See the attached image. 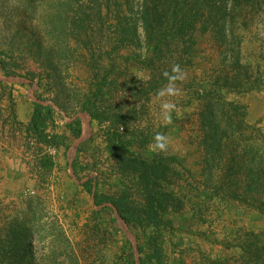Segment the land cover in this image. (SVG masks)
<instances>
[{"label":"trees","instance_id":"obj_1","mask_svg":"<svg viewBox=\"0 0 264 264\" xmlns=\"http://www.w3.org/2000/svg\"><path fill=\"white\" fill-rule=\"evenodd\" d=\"M43 4L37 7V3ZM20 21L17 35L26 38L32 24L38 27L25 46L36 56L45 74L44 88L50 99L34 91L29 121L24 129L26 146L37 149V166L50 171L51 155L42 145L58 149L63 135L50 133L57 107L68 112L73 102L98 125L95 136L116 175L114 193H101L96 178L88 177L83 188L90 194L93 214L117 212L136 240L138 264H168L166 247L172 252L182 244L174 217L184 209L178 182L187 171L179 158L152 150L150 132L144 125L147 104L169 84L165 72L172 74L179 65L185 72L194 66L197 34L210 35L217 51L203 89L196 91L200 130V156L197 164L208 196L225 203H236L264 217V132L250 125L247 107L239 96L264 93L262 55L253 61L244 58L237 29L250 28L264 0H19ZM41 9V10H40ZM31 35V33H30ZM29 35V36H30ZM253 55V53H251ZM64 64L67 67L63 68ZM74 64L87 69V87L67 92L62 76ZM4 77L16 76L0 59ZM145 73L146 77L139 74ZM37 74L30 72V84ZM176 82V81H175ZM20 85L25 83L19 82ZM0 85H7L0 80ZM233 99H232V98ZM66 128L74 139L82 135V122L72 113ZM95 138L80 143L83 145ZM94 146V145H93ZM96 160L95 163L96 164ZM72 170L78 178L77 159ZM35 221L15 217L4 227L0 241V264H78L75 253L61 254L53 247L42 258L33 247ZM54 243V242H53ZM236 264H264V241L260 235L244 231L238 243ZM131 247V244H130ZM126 255V251H122ZM64 257L61 263L58 256ZM118 264H135L131 250Z\"/></svg>","mask_w":264,"mask_h":264},{"label":"rangeland","instance_id":"obj_2","mask_svg":"<svg viewBox=\"0 0 264 264\" xmlns=\"http://www.w3.org/2000/svg\"><path fill=\"white\" fill-rule=\"evenodd\" d=\"M42 5L38 2L36 6ZM21 7L19 0H0V59L5 60L16 75L6 78L0 72V80L7 84L0 85V241L4 240L3 231L8 221L29 216L35 221L33 247L38 257L48 255L49 248L53 247L60 254L62 248L68 255L72 256L74 252L78 264H118L119 258L127 256L130 248L134 252L129 238L135 245L136 240L127 230L130 233L128 237L115 212L104 211L98 217L93 214L99 208L93 206L82 181L88 177L96 178L99 191L112 194L116 189V175L95 136L99 131L98 125L90 121L87 113L79 112L73 102H66L69 107L67 113L55 107V124L49 127L50 133L66 138L65 144L51 155L54 167L40 175L35 173L37 149L26 146L20 133L22 120L27 117L25 106L32 109L31 96H34L38 81L42 82L39 93L45 99L50 98L44 88L45 74L36 56L30 53L29 46L23 44L28 37L33 38V33H37L39 28L33 23L31 35L29 33L25 39L21 37L22 33L16 34L18 28L22 29L26 24L20 21ZM249 25L247 30L241 26L237 29V34L241 35L242 53L249 61L262 55L264 68V6ZM196 37L194 66L185 70L183 80L175 82L177 93L153 96L147 104V115L142 117L150 132L151 149L159 151L153 147L154 137L157 133L165 134L169 138L168 146L159 152L177 156L187 171L177 186L185 206L181 214L174 217L175 226L180 230L173 242L179 237L182 244L175 252L166 247V256L168 264H236L240 253L237 245L244 231L258 234L264 241V217L236 203L211 199L203 190V178L197 164L201 134L197 120L199 101L195 93L204 88L211 64L218 58L210 35L197 34ZM33 71L37 76L34 84H30L26 78ZM63 71V89L66 92L86 89L88 72L84 66H71L68 79L67 72ZM139 76L145 78L146 74ZM8 79L15 81L7 82ZM16 80H22L25 85L18 84ZM236 100L246 105L247 122L264 132V93L244 94ZM164 103H171L173 107L166 111ZM72 113L81 118V142L74 139L66 128ZM91 137L95 138L94 146L89 141L77 153L80 143ZM73 158L77 159L78 178L70 169ZM34 174L38 182L33 181ZM60 254L59 263L64 259Z\"/></svg>","mask_w":264,"mask_h":264},{"label":"clouds","instance_id":"obj_3","mask_svg":"<svg viewBox=\"0 0 264 264\" xmlns=\"http://www.w3.org/2000/svg\"><path fill=\"white\" fill-rule=\"evenodd\" d=\"M184 75L185 74H184L183 70L180 68V66L174 65L172 74L165 72V76H167L169 79V84L165 88L161 89L158 94L160 96L175 95L178 91V89L176 88V85H175V81L183 80ZM172 107H173V105L171 103H164L163 104V109L166 111L170 110ZM168 139L169 138L165 134L157 133L154 137L153 147L156 150L165 151L167 149V146H168Z\"/></svg>","mask_w":264,"mask_h":264},{"label":"water","instance_id":"obj_4","mask_svg":"<svg viewBox=\"0 0 264 264\" xmlns=\"http://www.w3.org/2000/svg\"><path fill=\"white\" fill-rule=\"evenodd\" d=\"M7 82H11V81H15V80H13V79H8V80H6ZM17 82H21V83H24L22 80H16ZM32 97V100L33 101H36V99H35V97L32 95L31 96ZM82 141V137H80L79 139H78V142H81ZM71 163L72 162H70V169L72 170V166H71ZM72 177L75 179V176L72 174ZM86 180V179H85ZM84 180V181H85ZM84 181H82V183L84 182ZM115 214L117 215V217H118V220L121 222V224L123 225V228H124V231H125V233H127V235H129L128 237H130V233L127 231V227H126V225H125V223L120 219V217L118 216V214H117V212H115ZM130 239V241H131V243H132V245H133V250H134V254H135V264H138V253H137V250H136V245H135V243L133 242V240L131 239V238H129Z\"/></svg>","mask_w":264,"mask_h":264},{"label":"crops","instance_id":"obj_5","mask_svg":"<svg viewBox=\"0 0 264 264\" xmlns=\"http://www.w3.org/2000/svg\"><path fill=\"white\" fill-rule=\"evenodd\" d=\"M25 107H27V117H25L23 120H22V126H23V129H22V131L20 132L21 133V135L23 136V139H24V137H25V131H24V129H25V127H26V125H27V123H28V121H29V118H30V113H31V108H30V106H25ZM35 165H36V167H35V173L36 174H43L44 172H46L47 170H44V169H42V168H40V167H38L37 166V161H36V158H35ZM52 170V169H51ZM36 174H34V176H33V181L34 182H38L37 181V175Z\"/></svg>","mask_w":264,"mask_h":264},{"label":"built area","instance_id":"obj_6","mask_svg":"<svg viewBox=\"0 0 264 264\" xmlns=\"http://www.w3.org/2000/svg\"><path fill=\"white\" fill-rule=\"evenodd\" d=\"M31 146H35L33 142H31ZM43 153H46L48 155H54L56 152V149L52 147H46L44 145L41 146ZM30 194H33V192H30Z\"/></svg>","mask_w":264,"mask_h":264}]
</instances>
